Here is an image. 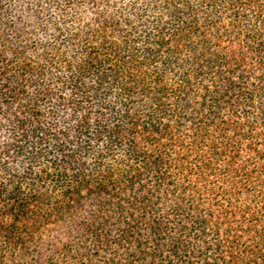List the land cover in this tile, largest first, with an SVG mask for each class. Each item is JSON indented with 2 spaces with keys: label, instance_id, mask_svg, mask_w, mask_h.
Here are the masks:
<instances>
[{
  "label": "trees",
  "instance_id": "1",
  "mask_svg": "<svg viewBox=\"0 0 264 264\" xmlns=\"http://www.w3.org/2000/svg\"><path fill=\"white\" fill-rule=\"evenodd\" d=\"M0 264H264V0H0Z\"/></svg>",
  "mask_w": 264,
  "mask_h": 264
}]
</instances>
